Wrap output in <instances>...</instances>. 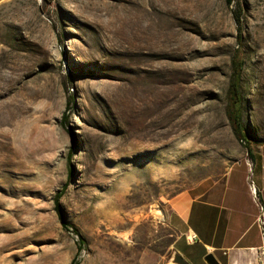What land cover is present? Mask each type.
Segmentation results:
<instances>
[{
  "label": "rangeland",
  "instance_id": "rangeland-1",
  "mask_svg": "<svg viewBox=\"0 0 264 264\" xmlns=\"http://www.w3.org/2000/svg\"><path fill=\"white\" fill-rule=\"evenodd\" d=\"M238 51L256 147L264 0L0 1V264H208L169 202L251 162L227 114Z\"/></svg>",
  "mask_w": 264,
  "mask_h": 264
},
{
  "label": "crops",
  "instance_id": "crops-1",
  "mask_svg": "<svg viewBox=\"0 0 264 264\" xmlns=\"http://www.w3.org/2000/svg\"><path fill=\"white\" fill-rule=\"evenodd\" d=\"M253 158L232 165L200 191L184 190L170 199L168 221L179 234L178 244L192 254L188 259L207 263L212 252L221 264H259L261 206L251 182L264 203V144L253 146Z\"/></svg>",
  "mask_w": 264,
  "mask_h": 264
},
{
  "label": "trees",
  "instance_id": "trees-1",
  "mask_svg": "<svg viewBox=\"0 0 264 264\" xmlns=\"http://www.w3.org/2000/svg\"><path fill=\"white\" fill-rule=\"evenodd\" d=\"M244 64H245V60H244L243 52L242 51L236 52L232 63L233 71H232L229 91H228L227 114L230 123L234 129L235 135L247 146L249 158L254 162L255 160L253 158V145L257 143L256 142L257 139L246 128L244 122L243 101H242V93H241V83H242ZM62 196H63V190L58 192L55 197V209L60 219L62 220L64 227L68 228L69 225L65 220L63 208L60 202ZM260 201L263 204L261 199ZM77 233L78 235H80V237L83 240V236L80 234V232L78 231ZM70 264H76V260H73Z\"/></svg>",
  "mask_w": 264,
  "mask_h": 264
},
{
  "label": "water",
  "instance_id": "water-1",
  "mask_svg": "<svg viewBox=\"0 0 264 264\" xmlns=\"http://www.w3.org/2000/svg\"><path fill=\"white\" fill-rule=\"evenodd\" d=\"M205 260L208 264H221V262L212 252H209L205 256ZM169 263L170 264H190V262L179 251H175L173 253Z\"/></svg>",
  "mask_w": 264,
  "mask_h": 264
},
{
  "label": "built area",
  "instance_id": "built-area-1",
  "mask_svg": "<svg viewBox=\"0 0 264 264\" xmlns=\"http://www.w3.org/2000/svg\"><path fill=\"white\" fill-rule=\"evenodd\" d=\"M251 189H252V193L254 194L255 198L258 200V202L261 206L260 227L262 229V239H263V243H264V206L260 201V198H259V195L257 192V188L252 182H251Z\"/></svg>",
  "mask_w": 264,
  "mask_h": 264
}]
</instances>
